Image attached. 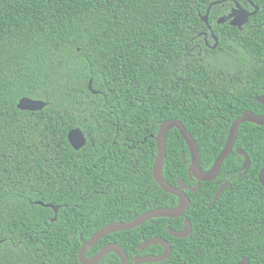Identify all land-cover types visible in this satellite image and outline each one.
Masks as SVG:
<instances>
[{"label": "trees", "instance_id": "16d2710c", "mask_svg": "<svg viewBox=\"0 0 264 264\" xmlns=\"http://www.w3.org/2000/svg\"><path fill=\"white\" fill-rule=\"evenodd\" d=\"M213 1L0 0V264H82L79 248L106 224L177 205L152 174L165 120L192 132L207 170L238 116L264 114L256 100L264 95V0H252L259 10L242 28L217 18L235 1L253 10L248 0L213 5L217 46L202 19ZM25 96L47 105L21 110ZM76 127L86 137L79 150L68 139ZM236 146L250 168L244 173V156L234 150L217 179L230 185L216 202L219 184L201 182L187 190L191 205L182 216L112 233L96 249L115 242L131 257L159 254L160 245H139L160 236L171 255L140 264H264V126L241 124ZM190 164L188 145L172 128L166 180L195 186ZM48 204L59 206L55 220ZM185 218L192 233L172 236L167 227L180 230ZM99 264L120 259L111 252Z\"/></svg>", "mask_w": 264, "mask_h": 264}, {"label": "water", "instance_id": "95a60500", "mask_svg": "<svg viewBox=\"0 0 264 264\" xmlns=\"http://www.w3.org/2000/svg\"><path fill=\"white\" fill-rule=\"evenodd\" d=\"M226 0H215L213 1L209 7L207 8L206 14L202 16V19L207 23L209 28V14L213 5L224 2ZM250 4L253 6V10H248L247 8L243 7L239 2L235 1V6L232 8V11L227 16H221L218 19V23H225L229 20V23L232 26H237L242 28L249 20L250 16L255 15L259 7L253 3L252 0H248ZM213 37L216 40L214 46L218 44V38L216 35L211 31ZM89 89L96 93V91L92 87V80L89 83ZM256 100L260 103H264V95H260L256 97ZM47 105V102L41 99H35L32 97H22L17 107L21 110H30V111H38L42 110ZM253 122L258 125L264 126V114L255 113L252 110H245L240 116H238L233 123L231 124L228 137L226 142L216 157L212 167L210 169H203L202 161L200 156V149L197 143L196 138L190 132L185 125L182 123L181 120L171 118L167 119L161 123L157 134L155 135L156 142H157V154L155 156V160L152 167V174L154 176L155 181L162 187L163 190L169 192L178 198V204L175 206H163L157 207L151 210H148L138 217L134 218L131 221L123 222V221H115L106 224L102 228H100L97 232H95L81 247L79 250V260L82 264H98L107 253L114 252L118 255L120 259V264H129L128 254L125 248L118 244V243H108L101 248V250L95 254L93 257H88V251L99 241H101L106 236L119 232V231H126L130 229H134L143 225L145 222L152 218H159V217H167V218H177L182 216L190 207L191 205V198L187 193V190L191 192H196L200 186L201 182L205 181H213L215 180L221 172L222 165L225 159L231 154L234 150L236 145V141L239 135V129L241 124L244 122ZM172 128H177L181 135L183 136L185 142L188 145L190 150L191 156V164L189 166L188 172L189 175L194 176L198 183L195 186H188L182 178L178 179V183L173 185L169 183L165 176H164V165L167 156V135L168 132ZM68 139L70 144L76 149L79 150L86 144V137L80 127L73 128L69 131ZM236 151L244 156V164L243 169L248 170L250 168L251 159L248 153L240 147H236ZM259 180L264 185V167L261 169L259 174ZM228 183H225L215 194L211 204L216 202L220 197L221 193L227 188ZM42 205H45L42 202H39ZM47 206L53 208L55 211V217L52 220L57 218L59 206L48 204ZM169 233L174 237H187L192 233V223L191 221L186 218L184 221V227L180 230H176L171 226L167 227ZM152 245H160L163 247V251L159 254H146L143 256H136L134 261L137 263H147V262H162L166 260L172 253V246L170 242L160 236L153 237L149 240L144 241L142 244L139 245L141 250H145ZM249 258H243L237 264H248Z\"/></svg>", "mask_w": 264, "mask_h": 264}, {"label": "flooded vegetation", "instance_id": "af4514ba", "mask_svg": "<svg viewBox=\"0 0 264 264\" xmlns=\"http://www.w3.org/2000/svg\"><path fill=\"white\" fill-rule=\"evenodd\" d=\"M234 6H235V5H234ZM234 6L230 7V11H229L227 14H224V15H221V16H227V15L232 11V8H233ZM253 9H254V8H253ZM221 16H219V17L217 18V22H218V19H219ZM227 21H229V20H227ZM209 25L211 26L210 23H209ZM207 26H208V25H207ZM208 28H209V26H208ZM209 30H210V32L212 31L211 28H209ZM205 36H206L205 39H207L208 34H207L206 32H205ZM211 36H213L212 32H211ZM213 38H214V37H213ZM206 44H207L208 46H211V45L208 43V41H206ZM236 147H238V146L235 145V147H234V150H235V151H236ZM234 150H233V151H234ZM233 151H232V152H233ZM232 152H231V153H232ZM243 164H244V161H243ZM250 165H251V164H250ZM263 167H264V166H263ZM263 167H262V168H263ZM262 168H261V169H262ZM241 169L244 170V169H243V165H242ZM248 170H249V169H248ZM248 170H247V171H248ZM247 171L244 170V173H247ZM260 171H261V170H260ZM260 171H259V174H260ZM259 174H258V179H259ZM219 175H220V174H219ZM219 175H218V177H219ZM191 176H192V175H191ZM193 177H194V176H193ZM218 177H217L215 180H213V181H216V184H219V188L217 189V191H218V190H219V189H220L225 183H228V186L230 185V182H229L228 180H226L225 178H221L220 180H217ZM194 178H195V177H194ZM195 179H196V178H195ZM196 180H197V179H196ZM259 181H260V180H259ZM197 183H198V182H197ZM260 183H261V182H260ZM261 184H262V183H261ZM262 185H263V184H262ZM228 186H227V187H228ZM217 191H216V192H217ZM215 194H216V193H215ZM54 213H55V211H54ZM185 219H186V218H185ZM185 219H184V221H185ZM103 239H104V238H103ZM103 239H102V240H103ZM102 240H101V241H102ZM86 241H87V240H86ZM86 241H85V242H86ZM101 241H99L97 244H95V245H94V246L88 251V253H87V256H88V257H93L95 254H97V253L101 250V248H102L103 246H105V245L108 244V243H111V242H107V243L103 244L102 246H100L98 249H96V247L100 244ZM85 242H84V243H85ZM84 243H83V244H84ZM114 243H115V242H114ZM83 244H82V245H83ZM82 245H81V247H82ZM81 247L79 248V250L81 249ZM93 250H96V251L94 252ZM126 252H127V251H126ZM78 254H79V251H78ZM108 254H110V253H107V254L104 256V258H105ZM127 254H128V253H127ZM145 255H146V254H145ZM141 256H143V255H141ZM77 257H78V255H77ZM135 257H136V255L131 257V256L128 254L129 264H132V262H135V261H134V258H135ZM104 258H103L101 261H103ZM78 259H79V257H78ZM79 261H80V260H79ZM101 261H100V262H101ZM100 262H99V263H100ZM99 263H98V264H99ZM136 263H137V262H136Z\"/></svg>", "mask_w": 264, "mask_h": 264}]
</instances>
